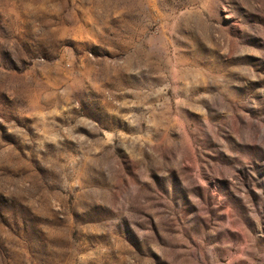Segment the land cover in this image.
<instances>
[{
	"label": "rangeland",
	"instance_id": "374dc122",
	"mask_svg": "<svg viewBox=\"0 0 264 264\" xmlns=\"http://www.w3.org/2000/svg\"><path fill=\"white\" fill-rule=\"evenodd\" d=\"M0 264H264V0H0Z\"/></svg>",
	"mask_w": 264,
	"mask_h": 264
}]
</instances>
